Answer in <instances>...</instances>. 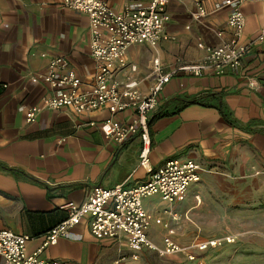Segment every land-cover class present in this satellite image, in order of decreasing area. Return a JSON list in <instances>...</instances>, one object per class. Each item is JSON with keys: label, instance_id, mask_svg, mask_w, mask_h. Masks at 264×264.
<instances>
[{"label": "crops", "instance_id": "obj_1", "mask_svg": "<svg viewBox=\"0 0 264 264\" xmlns=\"http://www.w3.org/2000/svg\"><path fill=\"white\" fill-rule=\"evenodd\" d=\"M103 1L118 13L139 10L149 2ZM62 2L0 0V231L30 236L26 253L31 254L65 219L67 203L82 204L95 187L146 182L152 170L172 159L193 160L200 179L173 204L157 196L143 200L153 216L147 234L158 247L167 236L189 247L208 240L201 237L204 234L221 233L219 221L226 203L242 202V183L249 190L258 187L264 198V41H256L264 29V1L247 0L241 5L247 53L240 68L201 77L178 72L164 85L149 117V168L139 165L137 135L122 144L105 138L98 123L110 117L106 108L84 113L44 108L34 122H27L28 109L54 93L40 77L51 58H66L82 88L93 87L97 67L88 16L66 9ZM223 2L168 0L165 37L156 46L130 45L125 53L127 67L115 77L136 78L146 93L155 80L154 58L163 73L201 61L207 46H218L231 36ZM197 5L214 12L200 16ZM130 65L136 66V72L130 73ZM33 77L38 81L33 82ZM134 117L135 112L127 109L114 120L128 123ZM245 200L259 201V192L249 191ZM152 252L143 250L137 261L127 264H146ZM132 254L126 237L97 239L84 218L69 236L42 248L40 258L63 264H112Z\"/></svg>", "mask_w": 264, "mask_h": 264}, {"label": "built area", "instance_id": "obj_2", "mask_svg": "<svg viewBox=\"0 0 264 264\" xmlns=\"http://www.w3.org/2000/svg\"><path fill=\"white\" fill-rule=\"evenodd\" d=\"M223 1V7L228 10L227 26L231 32L230 38L218 46H207L201 61L178 65L170 72L163 73L159 59L154 58L152 64L155 80L144 93L136 78L129 75L121 80L115 74L127 67L125 53L130 45L145 43L156 46L165 37L168 0H149L144 8L120 13L114 12L103 0H63L66 9L88 16L91 55L97 67L93 87L90 90L82 88L79 76L66 58H51L40 77L54 93L44 97L39 105L28 109L27 122H34L37 114L44 108H70L76 113L106 108L110 117L98 123L105 138L122 144L131 136L137 135L141 140L139 165L149 168V117L158 104L160 92L171 77L178 72L195 77H201L206 72L220 75L234 71L243 64L247 46L242 42L245 16L241 5L247 0ZM212 12L214 11L207 12L201 5H197L196 14L200 16ZM222 34L221 31L217 32L218 36ZM256 41H264V29ZM136 70V66L130 65V73ZM32 81L37 82L38 78L33 77ZM248 84L252 86L254 82L249 80ZM127 109L135 112L131 121L123 123L114 120L117 113ZM90 124L95 125L94 122ZM199 179L200 169L193 160L172 159L152 170L150 179L146 182L130 187L121 184L113 188L95 187L82 204L69 202L64 206L65 219L47 233L43 246L31 254L26 253V243L30 236L8 230L0 231L2 264H63L40 258V251L69 236L71 229L84 218L88 220L90 233L97 239L126 237L133 254L130 257L121 256L112 264L137 261L138 253L143 250H152L160 256L185 253L188 262L202 264L200 254L224 243H233L235 238L227 236L208 239L182 247L167 236L163 240V246L158 247L148 237L147 232L153 216L143 206V200L153 196L169 204L180 201L185 197L189 186Z\"/></svg>", "mask_w": 264, "mask_h": 264}, {"label": "rangeland", "instance_id": "obj_3", "mask_svg": "<svg viewBox=\"0 0 264 264\" xmlns=\"http://www.w3.org/2000/svg\"><path fill=\"white\" fill-rule=\"evenodd\" d=\"M259 201H246L250 191L258 195ZM242 202L226 203L224 218H220L223 232L202 235L205 239L233 236V243H224L199 255L202 264H264V198L260 196L258 187L249 190L245 183L241 185ZM221 214V213H220ZM223 215V213L221 214ZM146 264H195L188 262L185 253L176 256H160L152 252Z\"/></svg>", "mask_w": 264, "mask_h": 264}]
</instances>
